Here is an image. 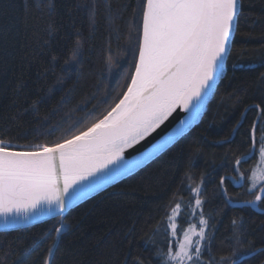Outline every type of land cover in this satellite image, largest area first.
<instances>
[{"label":"trees","instance_id":"obj_1","mask_svg":"<svg viewBox=\"0 0 264 264\" xmlns=\"http://www.w3.org/2000/svg\"><path fill=\"white\" fill-rule=\"evenodd\" d=\"M110 2L123 14V21H116L119 29L104 19L101 6L93 31L84 7L88 0H53V10L43 13L35 8L33 0H0V135L6 140L11 138L13 144L25 147L55 140L60 131L48 136L41 125L64 97L73 99L72 104L59 107L55 116V120L63 118L62 128L77 120H83L79 125L83 127L102 118L118 102L134 71L136 51L135 40L130 38L134 32L128 24L131 12L125 8L138 0ZM49 24L53 25L51 33ZM233 38L226 79L218 83L199 123L144 168L70 210L65 215L67 228L59 241L55 264H120L129 250L134 257L143 258L142 264H157L156 250L166 251L164 236L155 237L156 245H146V234H151L170 212L174 206L170 204L172 194L178 188L183 195L179 200L182 205L193 198L185 190L189 184L186 173L194 178L191 187L200 182L202 174L206 178L204 211L214 226L209 229L214 240L211 253L203 257L204 264H233L238 258L241 264L264 261V255L233 256L234 245L229 240L232 220L237 219L243 224L246 241L256 248L264 247V203L256 208L246 206L245 201L254 200V195L247 191L250 181L240 178L241 172L251 175L257 157L242 164L241 172L234 171L236 156L251 146L246 134L256 118L255 106L264 108V82L260 80L264 73V0H242ZM77 40L79 55L73 58ZM20 82L23 88L17 87ZM97 85L101 89L97 99L103 98V90L111 85L108 102L98 104L92 100L86 109L96 105V110L86 118L84 111L70 112L82 96H92ZM34 103L36 110L31 107ZM248 107L252 110L238 127L237 121ZM256 138L259 140V132ZM258 150L259 145L257 156ZM222 176L227 177L225 186L233 198L231 205H226L219 194ZM185 215L184 211L180 213L182 227L187 224ZM56 221L0 233V264H43L50 241H38L35 248L32 243ZM246 247L236 246L235 250L239 254ZM10 251L14 254L5 261L4 253Z\"/></svg>","mask_w":264,"mask_h":264},{"label":"snow or ice","instance_id":"obj_2","mask_svg":"<svg viewBox=\"0 0 264 264\" xmlns=\"http://www.w3.org/2000/svg\"><path fill=\"white\" fill-rule=\"evenodd\" d=\"M242 0H138L136 5L129 4L128 24L134 32L135 58L134 71L130 73V82L126 84L118 102L111 106L102 118L94 119L80 127L83 120L73 121L62 128V120H55L59 107L72 104V99L64 97L59 107L44 117L41 125L48 136L55 140L37 143L25 147L13 144L0 135V223L5 231L15 229L26 223L47 222L50 217L56 223H50L38 240H33L32 248L38 247V241L49 240L45 250L43 264H55V253L59 251V241L67 225L64 213L77 203L94 196L113 181L132 174L145 162L153 159L168 145L175 143L197 122L203 112L207 99L217 91L216 85L226 79L227 59L231 54L230 45L233 33L238 30ZM35 8L43 13L51 12L53 0H33ZM103 7L104 19L119 29L117 19L123 21V14L114 10L110 0H88L84 5L89 12L90 25L95 30L96 17ZM26 7H30L26 5ZM49 32L53 25L49 24ZM80 41L77 40L73 58L79 55ZM244 53H241L243 55ZM264 60V54L261 55ZM55 60V57H53ZM78 62V61H77ZM108 72L112 73L111 56L107 61ZM122 67V65H121ZM235 67V64L233 65ZM260 80L264 82V73ZM18 83V88H23ZM101 91L99 85L90 97H81L72 105L70 112L84 111L85 118L93 115L96 105L87 110V104L97 100L98 104L108 102L112 89L105 88L104 97L97 99ZM229 99H232L229 96ZM85 105L81 108L80 105ZM36 110V104L31 106ZM256 118L246 134L251 146L235 158V172H241L240 166L257 157L259 159L251 175L241 172V179L251 182L247 191L254 200L245 201L246 206L256 208L264 203V108L255 106ZM187 114L179 123L167 132L158 134L159 138L149 141L151 147L142 145L153 133L165 124L177 111ZM245 108L241 120L247 118ZM54 121V122H53ZM62 129V131H61ZM75 129V130H74ZM237 129L234 128L233 132ZM259 132V140L257 133ZM231 140V136L229 137ZM138 155H132L129 149L135 146ZM131 156L132 158H129ZM257 169H260L259 174ZM189 181L185 190L192 193L187 205H182L181 189L172 194L174 203L170 212L157 223L151 234H146L145 244L156 245L157 235H163L166 251L156 250L157 264H204L203 257L211 253L209 220L205 218L204 192L205 175L200 182L191 187L193 177L186 173ZM227 177H220V195L226 205L233 203L225 186ZM184 184V181H181ZM244 187V184H240ZM185 212L187 227L180 224V213ZM198 218V224L194 221ZM163 220L167 224H163ZM234 226L229 240L233 243V256L264 255V247L256 248L244 238L243 224L232 220ZM163 229V230H162ZM247 244L239 254L236 246ZM14 254L4 253V260ZM142 257H134L131 250L124 254L120 264H142ZM218 264V262H217ZM233 264H241L240 259ZM264 264V261L261 262Z\"/></svg>","mask_w":264,"mask_h":264},{"label":"water","instance_id":"obj_3","mask_svg":"<svg viewBox=\"0 0 264 264\" xmlns=\"http://www.w3.org/2000/svg\"><path fill=\"white\" fill-rule=\"evenodd\" d=\"M233 35H234V33H233ZM230 46H231V45H230ZM229 50H230V48H229ZM226 59H227V58H226ZM217 85H218V84H217ZM217 85H216V87H217ZM213 95H214V93L212 94V96H210V97L207 99V101H206V103H205V107H204V109H203V112H202V114H201L199 120H198L197 122L193 123V125L191 126V128H190V129H189L184 135H186V134H187V133H188V132H189V131L195 126V125H197V124L199 123V121L201 120V118H202V116H203V114H204V112H205V110H206V107H207L208 103L211 101ZM186 115H187V114L182 113V112H180V111L178 110L176 113H174V114L169 118L168 121L165 122L164 125L161 126V129H158V130H157V133H153V135H152L151 137H148L145 141H142V145H144L145 147H151V144L149 143V141H151V142L154 143L155 140H154L153 138L155 137V138L158 139V138H159L158 134H167V132L171 131V129H172L173 127H175V126L179 123V119H181V118H185ZM184 135H183V136H184ZM183 136H181L180 138H178V140H180ZM178 140H177V141H178ZM177 141H176V142H177ZM176 142H175V143H176ZM175 143L168 145V146H167L165 149H163L161 152L157 153L156 156H155L153 159H151V160L145 162V164H144L141 168H139L138 170L134 171V172H133L132 174H130V175H133V174L136 173L137 171H139V170H141L142 168H144L146 165H148L150 162H152L154 159H156L158 156H160L163 152H165L168 148H170V147H171L172 145H174ZM139 147H140V146L138 145V146H135V147L132 148V149H129L128 152L126 153V155H128V153H131L132 155H138L137 149H138ZM129 158H132V157L129 156ZM130 175L125 176V177H122V178H120V179H117V180L113 181L112 184L105 186V188H104L103 190H101L100 192H98L97 194H99V193H101V192H103V191H105V190L111 188V187L114 186L115 184H117V183H119L120 181H122V180L126 179L127 177H129ZM97 194H95V195H97ZM95 195H94V196H95ZM91 197H93V196H91ZM91 197L87 198L86 200H84V201H82V202L77 203L75 206H73L72 208L68 209V210L64 213V216H65L70 210H72L73 208L79 206L80 204H82L83 202L87 201V200L90 199ZM57 218H60V217H57ZM44 220H45V221H49V220H51V218L46 216V217H44ZM42 223H45V222L35 223V224L31 225V226L27 225L26 223H21V225H20L19 227L15 228V229H9V230H7V231H5V229L3 228L2 223H0V233H3V232H14V231H17V230H21V229H25V228L33 227V226H36V225H39V224H42Z\"/></svg>","mask_w":264,"mask_h":264},{"label":"rangeland","instance_id":"obj_4","mask_svg":"<svg viewBox=\"0 0 264 264\" xmlns=\"http://www.w3.org/2000/svg\"><path fill=\"white\" fill-rule=\"evenodd\" d=\"M259 159V156H257V160ZM257 160H256V162H257ZM255 165H256V163H255ZM254 165V166H255ZM259 171H260V169H257V173L259 174ZM252 172V171H251ZM251 182H249V184H250ZM250 186V185H249ZM195 223H197L198 224V218L194 221ZM187 227V224L183 227V228H186Z\"/></svg>","mask_w":264,"mask_h":264}]
</instances>
